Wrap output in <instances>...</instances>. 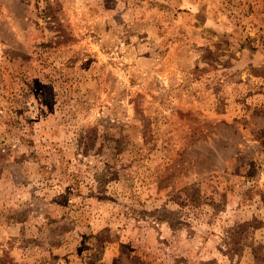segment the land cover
<instances>
[{
	"label": "rangeland",
	"instance_id": "rangeland-1",
	"mask_svg": "<svg viewBox=\"0 0 264 264\" xmlns=\"http://www.w3.org/2000/svg\"><path fill=\"white\" fill-rule=\"evenodd\" d=\"M0 264H264V0H0Z\"/></svg>",
	"mask_w": 264,
	"mask_h": 264
}]
</instances>
